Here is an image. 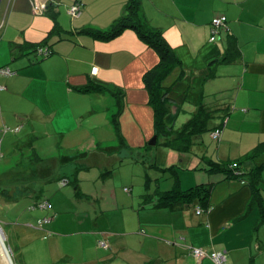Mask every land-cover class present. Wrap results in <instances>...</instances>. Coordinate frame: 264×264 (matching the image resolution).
I'll list each match as a JSON object with an SVG mask.
<instances>
[{
    "label": "crops",
    "instance_id": "1",
    "mask_svg": "<svg viewBox=\"0 0 264 264\" xmlns=\"http://www.w3.org/2000/svg\"><path fill=\"white\" fill-rule=\"evenodd\" d=\"M34 1L0 0V68L12 72L9 76L0 74L4 121L5 109L17 102L24 108L13 118L17 124H40L43 133L33 132L41 138L53 130L67 141L68 150L84 156L82 162L98 165L104 159L95 156L93 138L116 145L107 139L110 130H99L109 127L115 109L107 100L104 104L109 107H102L101 99L107 94L78 90L97 81L123 96L120 131L129 150L133 155L136 149L139 153L146 150L156 131L144 76L158 64V53L134 30H125L111 40L89 32L109 31L126 14L130 0H46L49 8L43 14L36 12ZM140 1L145 18L163 31L181 61V68L165 81L172 109L166 124L174 128L178 116L184 110L193 111L202 98L215 112L212 126L221 130V136L214 139L209 133L198 140L195 159L174 151L158 153L165 159L164 168L176 170L172 172L178 175L183 191L213 186L210 206L204 207L196 198L171 209L155 207L170 216L167 230H154L153 236H147L148 242L154 238L160 245L159 253L154 250L157 256L149 255L143 262L141 256H134L133 262L126 243L117 241L110 230L103 233L109 248H101L99 240L95 251L100 256L90 257L86 264H216L209 257L197 259L192 247L209 253L226 252L227 264H264V216L246 179H226L223 174L208 173L201 164L195 167L202 156L213 163L235 162L264 141V0ZM76 3L81 4L79 17L70 13ZM221 16L227 18L228 29L212 41V20ZM39 47H48L51 55L39 56ZM226 53L230 60L221 62ZM101 114L104 116L98 117ZM86 116L91 117L88 131L80 126L84 133L72 134L70 124ZM69 137H80L81 143L73 145ZM261 188L257 199L264 209V172ZM157 210L152 213L156 215ZM163 247L171 249L165 250V256L161 254ZM100 248L107 252L105 257Z\"/></svg>",
    "mask_w": 264,
    "mask_h": 264
},
{
    "label": "rangeland",
    "instance_id": "2",
    "mask_svg": "<svg viewBox=\"0 0 264 264\" xmlns=\"http://www.w3.org/2000/svg\"><path fill=\"white\" fill-rule=\"evenodd\" d=\"M107 96L101 99V105L109 107L104 104L105 100L112 104L115 109L112 119L118 114L119 106L111 93ZM9 108L5 109V121L0 112V229L14 264H86L90 257L100 256L95 251L99 248V240H106L111 245L103 236L110 230L117 241L126 243L133 262L134 256H141V262L149 255L157 256L154 250L159 253L160 245L154 238H149L148 242L147 236H153L154 230H167L166 222H170V216L148 201H155L157 191L173 189L179 178L171 167L164 168L165 159L158 155L161 151L178 153L163 144L164 136L154 135L147 149L140 153L136 149L134 155L128 145L117 149L116 154L104 150L97 152L94 148L95 156L103 158L104 162L90 166L87 161L82 162L83 157L77 162L78 153L70 152L66 148L67 141H62L53 130L48 132L51 135L45 134V138H41L33 132L43 133L40 124H17L13 118L24 111L19 103ZM194 112L196 106L193 111L184 110L174 122V130L182 129ZM78 118L76 123L70 124L72 134L84 133V130L79 131L80 126L88 131V123L91 124L90 116L83 120ZM117 118L119 120L120 116ZM111 119L109 127L102 126L99 130L100 133L110 130L107 139L116 145L102 144L93 138L96 147L99 143L105 150L119 146ZM155 136L157 143L150 145ZM79 138L69 137V140L73 145H79ZM66 155L71 158L65 160ZM125 156L130 159L123 160ZM64 179L69 181L65 186L61 183ZM46 201L50 207L41 209L38 204ZM191 208L195 210L194 206ZM156 210L154 215L152 212ZM45 218L54 219L41 225L40 221ZM101 248L102 257H105L107 252ZM165 250L171 251L163 247L161 254L164 256L167 255ZM158 264L172 263L159 261Z\"/></svg>",
    "mask_w": 264,
    "mask_h": 264
},
{
    "label": "trees",
    "instance_id": "3",
    "mask_svg": "<svg viewBox=\"0 0 264 264\" xmlns=\"http://www.w3.org/2000/svg\"><path fill=\"white\" fill-rule=\"evenodd\" d=\"M129 29L136 31L141 39L148 46L152 47L159 56V62L156 67L144 76L145 87L149 93V103L153 107L155 113L156 135L164 136L163 144L166 147L175 149V151L179 154L195 159L197 155L193 154V150L196 147L197 141L203 138V136L209 133L211 134L214 130L218 129L217 127L212 126V121L215 118V112L204 103L202 98L196 104V112L193 113L191 120L184 125L182 129L174 130V128L166 124V117L170 111L168 108V106H170L168 97L170 88L165 85V81L173 72L181 68V61L175 49L172 48L165 40L163 31L152 27L149 21L145 18L141 7V1L130 0L126 9V14L119 21H117L109 31L101 32L89 30V32L93 33L100 39L111 40L120 35L123 31ZM229 60L230 57L226 53L220 61L224 62ZM78 90L83 93H111L116 98L119 111L118 114L113 115L111 121L115 126L119 139V146L109 147L106 150L101 148V146L96 148L97 152L104 150L103 152L116 154L117 149H120L124 145L127 146L125 139L121 134L119 120L117 118V116L121 115L123 109L122 94L120 91L112 89L109 85L97 81H91L86 86L79 88ZM73 151L75 152L74 154L78 153L77 162L80 157L85 159L79 151ZM70 158L71 156L69 155L64 157L65 160H69ZM126 159L130 158H124L123 160ZM199 164H201L204 169H207L208 173L219 175L223 174L226 179H239L244 177L248 185L253 190L254 202L260 205L262 208L261 215L264 216V209L261 206V202L257 199L258 191L262 189V175L264 172V141L260 142L252 151L235 162L213 163L208 160L206 156H202L195 167L199 166ZM171 171L175 172L176 170L171 168ZM65 180H67L68 184V179H64L62 182ZM175 184L176 186L169 191L158 192L155 201L152 202L151 199H149V203H153L154 207H167L171 209L176 206L183 205L184 203L190 204L192 200L197 198L204 207L210 206V196L213 186L199 185L195 188L183 191L180 188L178 179ZM1 191L3 192V190ZM40 204H38V206Z\"/></svg>",
    "mask_w": 264,
    "mask_h": 264
},
{
    "label": "built area",
    "instance_id": "4",
    "mask_svg": "<svg viewBox=\"0 0 264 264\" xmlns=\"http://www.w3.org/2000/svg\"><path fill=\"white\" fill-rule=\"evenodd\" d=\"M34 8L36 10L37 13L39 14H43L45 13L48 8H49V2L46 0H36L34 1ZM70 13L72 14L73 17H79L81 15V4L76 3L74 4L71 8H70ZM228 29V20L225 16H221V17H217L214 18L212 20V29H211V33H212V37L211 40L213 41L215 39V36L217 34H219V32L221 30H227ZM36 53L41 56V57H48L51 55V51L48 47L44 48V47H39L36 50ZM97 71V68L93 69V73H95ZM0 74L3 75H12V72L10 71V69L8 68H0ZM212 137L214 139H219L221 136V130L220 129H216L211 133ZM67 184V180L62 182V185H66ZM39 207L41 209H48L50 207L49 201L46 202H42ZM197 213L201 214L202 210L201 208L197 209ZM52 221L51 218H45L44 220L40 221V224H49ZM99 246L104 248V249H108V245L106 242L104 241H100L99 242ZM191 252L192 254L197 258V259H204V258H211L216 264H227V255L226 252H207L204 249H200V248H191Z\"/></svg>",
    "mask_w": 264,
    "mask_h": 264
},
{
    "label": "water",
    "instance_id": "5",
    "mask_svg": "<svg viewBox=\"0 0 264 264\" xmlns=\"http://www.w3.org/2000/svg\"><path fill=\"white\" fill-rule=\"evenodd\" d=\"M169 110L172 111L171 107L168 106ZM157 143V136L153 138V142L150 145H155ZM1 233L3 231L0 229V264H14L12 257L8 251V248L5 244V239L2 238Z\"/></svg>",
    "mask_w": 264,
    "mask_h": 264
},
{
    "label": "bare ground",
    "instance_id": "6",
    "mask_svg": "<svg viewBox=\"0 0 264 264\" xmlns=\"http://www.w3.org/2000/svg\"><path fill=\"white\" fill-rule=\"evenodd\" d=\"M1 236H2V238H3V239H5V237H4V234H3V233H1Z\"/></svg>",
    "mask_w": 264,
    "mask_h": 264
}]
</instances>
